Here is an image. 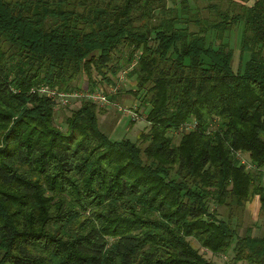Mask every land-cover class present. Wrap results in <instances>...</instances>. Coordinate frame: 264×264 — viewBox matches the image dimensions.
I'll return each instance as SVG.
<instances>
[{
    "label": "trees",
    "instance_id": "16d2710c",
    "mask_svg": "<svg viewBox=\"0 0 264 264\" xmlns=\"http://www.w3.org/2000/svg\"><path fill=\"white\" fill-rule=\"evenodd\" d=\"M123 70L108 95L137 104L133 138L84 97L58 123L67 105L32 91ZM255 196L264 210V0H0V264H264V232L239 230Z\"/></svg>",
    "mask_w": 264,
    "mask_h": 264
},
{
    "label": "rangeland",
    "instance_id": "374dc122",
    "mask_svg": "<svg viewBox=\"0 0 264 264\" xmlns=\"http://www.w3.org/2000/svg\"><path fill=\"white\" fill-rule=\"evenodd\" d=\"M241 25H238L233 28V30L229 33V41L231 43L232 48L234 49L233 59H232V68L234 71L238 70L239 67V58H240V38H241ZM83 76L79 79L83 81ZM119 89H124L130 87L132 85V78L126 76L123 79H115ZM77 99H72L71 102L65 107H57L56 108V119L57 122L60 123L63 117L66 114H69V110L67 108H73L77 105ZM136 102V101H135ZM118 105H124V107H130L131 109H135L137 104L134 103V100L129 96V94H125L118 101H115V104H109L100 106L103 108L102 114L99 115L100 126L103 130H105L112 139H119L120 137L127 135L130 137H135L139 131L143 130L147 123L143 117L139 115V118L131 119L125 114H122L117 110ZM243 224L240 227V233H244L247 225H254V234L258 235L264 232V210L260 207V203L258 197H253L246 206V212L244 216ZM205 255L215 261L217 264H223L227 260H229L232 253L213 256L209 252L205 253ZM242 264L241 262H239Z\"/></svg>",
    "mask_w": 264,
    "mask_h": 264
},
{
    "label": "built area",
    "instance_id": "2783aa9c",
    "mask_svg": "<svg viewBox=\"0 0 264 264\" xmlns=\"http://www.w3.org/2000/svg\"><path fill=\"white\" fill-rule=\"evenodd\" d=\"M126 70H123L120 73V79H123L125 77ZM118 85H108V86H100L97 85L92 88H81L76 90H59L57 88L48 87L47 85L41 84L38 86H35L32 91H36L40 94H45L49 97H51L54 101H57L58 104L61 105H68L72 99H80L83 98L87 99L99 106L109 105V104H115L109 99L108 94L116 93ZM117 110L120 111L122 114L127 115L131 119L138 118V114L131 109L130 107H124V105H118L117 104ZM241 158L242 163H246L244 158L239 156Z\"/></svg>",
    "mask_w": 264,
    "mask_h": 264
}]
</instances>
